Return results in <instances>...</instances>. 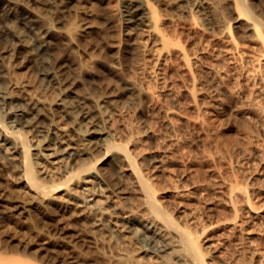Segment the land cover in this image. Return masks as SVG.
I'll return each mask as SVG.
<instances>
[{
	"label": "bare ground",
	"instance_id": "1",
	"mask_svg": "<svg viewBox=\"0 0 264 264\" xmlns=\"http://www.w3.org/2000/svg\"><path fill=\"white\" fill-rule=\"evenodd\" d=\"M121 1L131 36L149 2ZM191 1L206 19L213 14L208 0ZM61 2L0 0V264H97L82 247L92 245L110 248L99 250L100 264H237L158 198L154 174L141 170L143 163L157 167L153 150L133 149L145 129L117 140L112 121L139 107V86L89 51L81 40L97 26L67 23ZM233 2L250 12L249 0ZM238 15L245 30L262 31L256 17ZM104 67L115 81L101 88L93 83Z\"/></svg>",
	"mask_w": 264,
	"mask_h": 264
},
{
	"label": "rangeland",
	"instance_id": "2",
	"mask_svg": "<svg viewBox=\"0 0 264 264\" xmlns=\"http://www.w3.org/2000/svg\"><path fill=\"white\" fill-rule=\"evenodd\" d=\"M62 1L58 13L67 23L97 26L81 40L89 51L103 53L109 68L139 86V107H125L112 127L117 140L145 129L133 149L153 150L157 167L143 163L141 170L154 174L161 202L237 264H264V0H249L243 15L233 0H208V19L191 0H146L148 15L134 36L123 29L121 0ZM238 14L256 17L263 36L245 30ZM76 57L85 62L83 53ZM106 67L94 85L115 81ZM96 246L82 249L100 264L96 256L110 248Z\"/></svg>",
	"mask_w": 264,
	"mask_h": 264
}]
</instances>
